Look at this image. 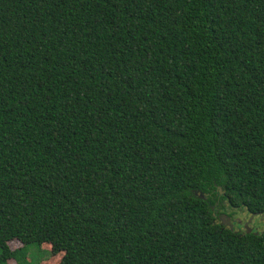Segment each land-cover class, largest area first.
<instances>
[{
    "label": "trees",
    "instance_id": "1",
    "mask_svg": "<svg viewBox=\"0 0 264 264\" xmlns=\"http://www.w3.org/2000/svg\"><path fill=\"white\" fill-rule=\"evenodd\" d=\"M227 210L264 216V0H0V264H264Z\"/></svg>",
    "mask_w": 264,
    "mask_h": 264
},
{
    "label": "flooded vegetation",
    "instance_id": "2",
    "mask_svg": "<svg viewBox=\"0 0 264 264\" xmlns=\"http://www.w3.org/2000/svg\"><path fill=\"white\" fill-rule=\"evenodd\" d=\"M227 211V213H222L218 216L220 223L225 227L236 232H248V229H250L251 233L264 235V216L248 214L242 210Z\"/></svg>",
    "mask_w": 264,
    "mask_h": 264
},
{
    "label": "rangeland",
    "instance_id": "3",
    "mask_svg": "<svg viewBox=\"0 0 264 264\" xmlns=\"http://www.w3.org/2000/svg\"><path fill=\"white\" fill-rule=\"evenodd\" d=\"M243 215H246V214H243ZM11 247L13 249H16V248L21 247V244L19 242H15V243L11 244ZM48 248L49 247L47 245H44L42 250H40L38 248V246H36V245L30 246L20 256L21 261L23 260L22 263L23 264H58L60 257L59 256H51L50 257L49 256L50 252L46 251V249H48ZM17 261L18 260H16L15 262L11 261V264H17ZM8 264H10V263L8 262Z\"/></svg>",
    "mask_w": 264,
    "mask_h": 264
},
{
    "label": "water",
    "instance_id": "4",
    "mask_svg": "<svg viewBox=\"0 0 264 264\" xmlns=\"http://www.w3.org/2000/svg\"><path fill=\"white\" fill-rule=\"evenodd\" d=\"M220 191L222 192L221 188H220ZM199 196H200V198L203 199V200H206V199H207V197H206L204 194H200ZM251 232H252V231H251L250 229H248V233H251Z\"/></svg>",
    "mask_w": 264,
    "mask_h": 264
}]
</instances>
